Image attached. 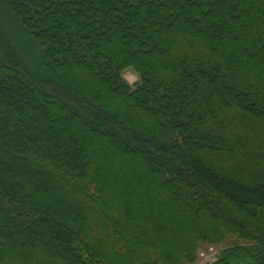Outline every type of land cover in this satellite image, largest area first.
<instances>
[{"label":"trees","instance_id":"1","mask_svg":"<svg viewBox=\"0 0 264 264\" xmlns=\"http://www.w3.org/2000/svg\"><path fill=\"white\" fill-rule=\"evenodd\" d=\"M206 246L264 264V0H0V264Z\"/></svg>","mask_w":264,"mask_h":264},{"label":"built area","instance_id":"2","mask_svg":"<svg viewBox=\"0 0 264 264\" xmlns=\"http://www.w3.org/2000/svg\"><path fill=\"white\" fill-rule=\"evenodd\" d=\"M218 255V249L214 246H208L202 248L198 252V263L197 264H207L216 259Z\"/></svg>","mask_w":264,"mask_h":264},{"label":"rangeland","instance_id":"3","mask_svg":"<svg viewBox=\"0 0 264 264\" xmlns=\"http://www.w3.org/2000/svg\"><path fill=\"white\" fill-rule=\"evenodd\" d=\"M124 78L130 85L136 84L139 80V77L137 76V74L131 70H128L124 73Z\"/></svg>","mask_w":264,"mask_h":264}]
</instances>
